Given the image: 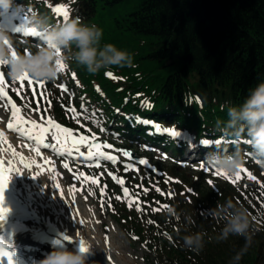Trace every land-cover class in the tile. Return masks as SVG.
Here are the masks:
<instances>
[{
	"label": "trees",
	"instance_id": "trees-1",
	"mask_svg": "<svg viewBox=\"0 0 264 264\" xmlns=\"http://www.w3.org/2000/svg\"><path fill=\"white\" fill-rule=\"evenodd\" d=\"M12 2L23 6L18 12L24 17L32 9L53 24L63 21L53 9L66 6L69 18L102 30L101 44H113L132 55V65L113 66L94 75L75 61H67L58 72L67 84L62 95L61 88L58 91L50 81L43 82L51 121L69 129L77 139L98 140L97 133L103 132L101 145L119 149L136 144L144 149L148 144L160 153L171 151L177 158L188 141L200 157L213 152L216 145L232 152L233 144H239L242 158L251 151L243 135L220 144L215 127L217 120L228 119V106L242 104L250 90L264 81V0ZM28 43L15 40L13 48L23 53ZM11 97L19 99L13 93ZM33 102L29 96L27 103L33 106ZM63 106H73L77 115ZM172 130L181 137H173ZM103 164L112 177H103L100 169L88 165L89 174L98 181V199L130 239L144 248L148 264H264V178L237 187L227 180L204 183L198 173L194 179L170 178L174 188L167 192L161 173L167 168L173 174L174 166L155 164L157 173L145 181L141 165L135 172L121 162ZM153 181L155 189L163 187L166 192L156 191L149 183ZM121 186L135 201L131 207L115 197ZM229 201L249 214L248 243L233 235L217 240L225 224L224 213L213 218L212 212ZM169 206L175 208L178 220L168 214ZM196 232L205 233L199 253L183 245V236Z\"/></svg>",
	"mask_w": 264,
	"mask_h": 264
},
{
	"label": "rangeland",
	"instance_id": "rangeland-1",
	"mask_svg": "<svg viewBox=\"0 0 264 264\" xmlns=\"http://www.w3.org/2000/svg\"><path fill=\"white\" fill-rule=\"evenodd\" d=\"M12 4L13 7L10 8L7 12L0 13V22L5 20L6 18V22L8 25L7 29L4 30L12 36L13 41L16 40L22 43H28L27 41L29 39H33L36 37L23 34L25 28L27 27L25 17L18 12V8L16 7L17 5L15 4V2H12ZM18 35L22 36V38H19V40H17ZM35 40L38 39L36 38ZM26 45L28 49H34L38 44L33 45L31 43H28ZM0 76H2L3 78L5 91L7 93L6 99H0V132L4 134L2 138L8 139L12 142L13 145L18 144L21 148V153L24 154L26 160H29L30 162L35 161V163L33 164V168H35L34 176L37 182L49 187V191L47 192L48 195H46L45 198H48V201L50 202H52V199L54 200V202L59 203L60 207L64 210H66V207H74L72 206V203L75 204L80 217H82V222L79 224V226H77L76 223L72 228L75 229V227H78L80 230L78 234L81 235L83 239L88 243L90 242V244L94 245L98 244L95 250L99 252L101 258H104L108 263L148 264L144 259V248L130 239V237L124 232V230L111 217V215L109 214V210L106 208L105 204L98 199V183H90V179H92L93 177L89 174L88 165H92L94 161L96 164V158L92 160L74 161L67 155L60 156L53 152L52 149H45L43 147L39 149V155H37L36 152L33 151V149L36 148L34 141H30L26 137H21L18 133L10 131L8 129L7 125L9 120L11 119V106H9L7 109L3 107L8 98H10L11 102L15 104L18 109H20V112L17 115V119L13 121L14 125L19 121L20 116H23L27 120H35L37 123H41V117H44L45 120L50 119L48 113L47 98L45 97L47 96V91H45L43 88L41 89L39 87V81L33 79V83L31 85L29 84L28 80L25 79L23 81V90H20L21 81L19 79L13 80L8 78L6 74V68L2 65H0ZM50 82L55 89H58V91L60 89V85H63L64 87L67 86L66 79L63 77L61 78L59 74L55 81ZM14 89L20 90V94L17 95V91H14ZM33 89H35L36 95H33ZM64 92L65 91H63L61 95L65 94ZM11 93L17 95L19 99L15 101L13 97H11ZM41 93H43V95H41ZM29 96L33 97L34 105L25 107V105H29L27 103ZM38 104L39 110L37 111L36 109ZM71 108L74 107L71 106L70 109ZM89 130L91 132H94L93 128H89ZM97 134L100 136V139L95 141L96 143H99L105 135L103 134V132H98ZM90 140H92V138H90ZM48 142L53 143L50 136L48 137ZM130 145L131 147H122L119 149L115 146L113 147L110 145L111 147H105L103 149V152L106 155H111L119 159V162H122L126 166H129V168L134 169L135 172H138V166L130 160V162L127 161L128 156L124 155L125 150H129L137 155L140 159L147 161L146 164H141L146 171L145 181L153 179L154 174L157 173V165L155 164H159L160 167L174 166L175 172L177 173L172 172L173 174H170L169 169L167 168H164V171H162L161 173L162 178L165 179V190L167 192L174 188L170 178H172L173 180H177V177L194 179V177L198 173H202L203 178L201 179V181H203L204 183L207 181L217 182L227 180L231 185L237 187L241 185H249L254 181H261L264 178V167H261L255 162L254 159L249 157V152L245 153L242 158V169H246L247 171H241V178L233 183L232 180L235 179V175H221L218 173V170L208 168L206 166L205 156H198L195 148L189 145L179 158H177V155H174L171 151L160 153V150H154V148L150 147V145L148 144L144 146L145 150L140 148L136 144ZM11 149L12 147L10 148V150ZM104 161H107V159H99V168L97 169H100V171L103 173V177H106L107 175L111 176L110 170L103 164ZM65 162L69 164V168L63 167V164ZM76 162L79 163V166H82L81 169H76V166L73 165V163L77 164ZM127 163H130V165H127ZM37 165H39L40 167H37ZM21 168L23 169V167ZM80 173H83V176H80ZM248 173H250L251 176L254 177V179H249ZM149 183L152 187H154V189L157 187L155 186L154 181ZM55 185L59 186L60 191H56V189L53 188V186ZM124 188L125 187L123 186L119 187V189H117L115 193V197H120L119 199H117L120 202L129 203L130 198L124 196ZM70 189L74 190L72 195H69ZM160 189L163 190L158 191L159 193L162 194L163 192H166L163 187H160ZM61 192L63 193V196H61ZM73 195L75 196L74 200L72 198ZM64 198L66 199V201ZM78 212H76V214H78ZM63 218L66 219V216H64ZM81 229L83 232L81 231ZM85 229L88 230L86 231ZM44 242L45 241H43V243ZM47 242L48 241H46V243ZM42 253L44 254V256H46L48 254V251L42 250Z\"/></svg>",
	"mask_w": 264,
	"mask_h": 264
},
{
	"label": "clouds",
	"instance_id": "clouds-1",
	"mask_svg": "<svg viewBox=\"0 0 264 264\" xmlns=\"http://www.w3.org/2000/svg\"><path fill=\"white\" fill-rule=\"evenodd\" d=\"M12 7V0H0V13L7 12ZM25 20L27 28L36 33L39 44L23 53L18 49L13 51L12 36L0 28V65L6 68V74L10 79L15 80L27 74L36 81H55L58 77L57 61L64 62L65 66L67 61H75L93 75L102 69L108 72L113 66L132 65L131 54L113 44H101L102 30L95 24H85L79 18H68L53 24L47 16L32 9H28ZM227 117L228 119L223 122L217 120L215 131L220 133L217 141L220 144L226 140L235 141L241 139L243 135L244 142L251 149L248 156L264 167V81L250 90L242 104L228 106ZM233 146L234 150L228 152L227 147L221 148L216 145L215 150L205 156L206 166L222 171L226 176L236 175L243 167V159L239 144ZM225 209L230 211L225 212ZM167 212L179 219L174 207H167ZM221 213H224L225 224L217 240H226L229 235H233L244 237L246 243L250 242V220L247 210L229 201L225 205H218L212 216L217 218ZM187 219L191 220V217ZM204 236L203 232L185 235L183 245L199 253L204 247ZM91 254L90 247L86 252L79 249L69 251L66 248H54L36 264H86L87 257ZM236 259H239V254Z\"/></svg>",
	"mask_w": 264,
	"mask_h": 264
},
{
	"label": "bare ground",
	"instance_id": "bare-ground-1",
	"mask_svg": "<svg viewBox=\"0 0 264 264\" xmlns=\"http://www.w3.org/2000/svg\"><path fill=\"white\" fill-rule=\"evenodd\" d=\"M6 21L5 18L2 23L7 28L8 24ZM11 147L12 149L10 150ZM21 152L18 144L13 145L8 139L0 137V162H2L0 167L7 169L9 164H11L13 170L20 169L22 171V174L19 175L15 174V171L10 173L12 178L6 188V191L17 202L19 208L10 209L5 207L8 211L3 220H0V227L11 224L22 226L20 230L15 232L13 240L16 245L22 248L24 257L33 256L41 260L45 257L42 254V250H47L48 253L53 251L54 248H66L69 251L78 250V241L84 239L78 234L80 232L78 227L72 228L76 223L79 226L82 222V217H80L77 207L72 203L74 207H66V210H64L54 200L51 199L52 202L48 201V198L46 199L45 197L48 195L49 187L37 182L36 178H32L35 168H33L32 162L26 160ZM20 157L24 158L23 162L20 161ZM24 164H31V167L24 168ZM64 216H66V219L63 218ZM85 230L87 231L88 229ZM41 236L47 238L48 242L39 243L38 239ZM63 236L72 237L73 241L69 243L63 240ZM57 240L61 243L54 244L53 242ZM85 244L88 249L89 247L91 248L92 253L87 257L86 264H111L101 258L100 253L95 250L98 244H90L87 241H85Z\"/></svg>",
	"mask_w": 264,
	"mask_h": 264
},
{
	"label": "snow or ice",
	"instance_id": "snow-or-ice-1",
	"mask_svg": "<svg viewBox=\"0 0 264 264\" xmlns=\"http://www.w3.org/2000/svg\"><path fill=\"white\" fill-rule=\"evenodd\" d=\"M55 14L57 16L63 17V20H67L69 18V13L68 9L66 6H59L53 9ZM19 31V30H17ZM24 35H32L36 37V33L33 32L32 30L28 29L27 27L25 28ZM7 43V42H6ZM15 53L13 52V55ZM65 65L63 64L62 61H57V70L62 71L64 69ZM74 75V74H73ZM106 75L111 76V73H107ZM21 81V86L20 90H23V81L25 79L28 80L29 84L31 85L33 83V80L25 74L24 76L17 78ZM39 87L42 89L44 87L43 81H39ZM62 91H67V89L63 86H59ZM20 90L14 89V91H17V95L20 94ZM33 95H36L35 89H33ZM43 95V93H41ZM7 98V93L5 91V85L2 76H0V99H6ZM11 106V119L8 122V129L10 131L18 133L21 137H26L30 141H34L36 148L33 149V151L36 152L37 155H39V149L41 147L45 149H52L53 152H55L57 155L64 156L67 155L69 158H72L74 161L75 160H92L94 158L97 159V163L95 166H99V159H107L109 161L115 162V157L111 155H106L103 151L100 149L102 147H111L110 145H101L99 143H96L95 137L92 138V140H88L85 137H80L77 139L75 135L67 128H62L60 125L55 124L53 121L50 119L45 120L44 117H41V123H37L35 120H27L23 116L19 117V121L14 125L13 121L17 119V115L20 112V109L16 107L15 104L11 102V99L8 98L7 102L3 105L6 109ZM25 107H30V105H25ZM37 111L39 110V104L37 105ZM69 111L73 112V116L75 117L76 111L74 108L69 109ZM159 127L157 126V131H159ZM168 131V130H165ZM170 134L175 137L178 135V132L175 130H172ZM4 134L0 132V137H2ZM51 137L53 143L48 142V137ZM203 143H208V140L202 141ZM87 149V151H82L81 149ZM15 155V153H13ZM125 156H129V153L125 152ZM20 161L23 162V157H20ZM35 161H32V164H34ZM140 164H146L147 161L145 160H140ZM2 164V162H0ZM24 168H30L31 164H24ZM37 167H40L37 165ZM64 168H69V164L65 162L63 164ZM129 167V166H126ZM15 171V174L19 175L22 174V171L20 169H15L11 167V164H9V168L4 169L0 167V220H3L4 216L7 214L8 209L3 207V192L7 188L8 183L12 176L10 173ZM241 171L246 172V169H240L238 173L235 175V179L232 180L233 183L238 181L241 176L240 173ZM219 174L225 175L222 171H218ZM80 176H83V173L79 174ZM32 178L35 179L34 176ZM248 178L249 179H254V177L251 176L250 173H248ZM98 181L95 178L90 179V183L96 184ZM119 183L123 184V181H119ZM211 183V181H209ZM56 191H60L59 186L55 185L53 186ZM157 191H160L159 189H156ZM73 189H70L69 195H72ZM124 196L128 197L129 191L127 188L123 189ZM61 196H63V193H60ZM104 195V189L101 188V196ZM73 200L75 199V196H72ZM120 197H117L119 199ZM134 200H129V207H131L132 203H134ZM166 207V206H165ZM137 210L139 211V205L137 204ZM155 210V209H154ZM149 223H152V221H149ZM63 240L71 243L73 241L72 237L69 236H63ZM78 249L81 252H86L88 251V247L85 244L84 240H79L78 241ZM55 244H60L61 242L59 240L54 241ZM13 253L4 250V248L0 247V258L7 257V264H14L13 259H12Z\"/></svg>",
	"mask_w": 264,
	"mask_h": 264
},
{
	"label": "water",
	"instance_id": "water-1",
	"mask_svg": "<svg viewBox=\"0 0 264 264\" xmlns=\"http://www.w3.org/2000/svg\"><path fill=\"white\" fill-rule=\"evenodd\" d=\"M127 153H129V156L132 158V159H136V155L131 153L130 151H126Z\"/></svg>",
	"mask_w": 264,
	"mask_h": 264
}]
</instances>
